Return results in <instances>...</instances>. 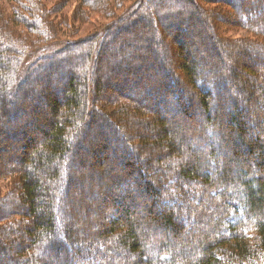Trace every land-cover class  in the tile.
Instances as JSON below:
<instances>
[{"label": "trees", "instance_id": "1", "mask_svg": "<svg viewBox=\"0 0 264 264\" xmlns=\"http://www.w3.org/2000/svg\"><path fill=\"white\" fill-rule=\"evenodd\" d=\"M0 1L17 5L10 11L0 6V135L23 150L17 168L0 169V184L7 182L0 206L12 208L8 214L0 210L3 264H48L59 257L60 264L101 257L103 264L117 259L124 264H264V120L248 116L249 104L264 108V71L244 68L237 59L264 60V18L252 13L264 11V0L254 9L249 0L242 7L236 3L240 0H79L82 9L90 10L104 11L124 1L132 6L106 26L58 48L50 46L58 35L48 17L25 0ZM139 22L147 24L140 28L146 36H126ZM17 27L28 36L21 37ZM74 31L65 34L72 37ZM35 40L42 47L33 55L39 47ZM168 44L176 63L167 57ZM106 46L132 50L128 56L117 51L121 57L100 68ZM139 47L155 56L156 71L147 54L133 51ZM59 83L63 87L56 89ZM102 86L117 94H102ZM124 87L129 93H123ZM30 96L34 104L25 102ZM40 104L47 110H36ZM153 108L178 116L167 120ZM195 120L198 125L186 131ZM184 121V131H172ZM93 124V137L84 141ZM105 129L110 134L101 139ZM253 131L258 132L254 139L248 135ZM206 136L211 141L219 137L212 149L202 142ZM113 141L124 151L115 156L119 165L95 169L92 158L106 164L99 157L108 149L106 157H114ZM193 143L200 151L186 147ZM77 149L82 152L74 154ZM73 167L88 173H71ZM159 171L161 178H153ZM85 183L87 194L98 187L102 192L88 215L107 209L108 224L80 226L66 212L67 207L80 209L71 188L83 191ZM137 197L148 198L146 219L131 212ZM191 201L198 205L192 215L186 211ZM181 217L183 224L175 222ZM206 223L207 230L191 238L183 231ZM62 227L71 247L57 241ZM87 228L99 235L82 242ZM22 235L27 238L23 245L18 242Z\"/></svg>", "mask_w": 264, "mask_h": 264}, {"label": "rangeland", "instance_id": "2", "mask_svg": "<svg viewBox=\"0 0 264 264\" xmlns=\"http://www.w3.org/2000/svg\"><path fill=\"white\" fill-rule=\"evenodd\" d=\"M92 1H94V0H92ZM249 1L252 3L251 6H252L253 9L256 8L258 6L259 2H260L259 0H249ZM25 2H26V5H28L31 8H33L39 14H43L45 17L49 18V21L51 22L50 24L55 28V34H56L55 36L58 35V37H57L58 41L56 43H54L53 45H50V46H53L54 48L60 47L61 45H63V43L83 38V37L87 36L88 34L92 33L96 28H100L102 26H106L107 24H109L112 21V18L118 17V16H122L127 11V9H129L132 6V2H130V1L129 2L128 1H124L122 3L121 2H118V3L116 2V3H112L111 7L110 6H106L104 8V11H102V10H99V9H96V8L94 10H90L89 7L82 9V7L84 5H81V2L79 0H25ZM245 2H246V0H240V1L236 2V3L238 4V7H242V6H244ZM14 3H15L14 1H8V2L0 1V6L3 7L6 11H10V7H14L15 8L17 6ZM20 3H21V1H20ZM81 11L83 13H81ZM252 13L255 14V16H260V17L263 16V18H264V11H260V12L252 11ZM20 14H23V13L22 12H18V15H20ZM248 20L250 21L251 19L248 18ZM61 22H65L66 26H60L59 23H61ZM211 24H213V22ZM137 25L138 26L135 27V29L131 33H129V35H126V36H130V38H134L136 35H138L139 37L140 36L141 37L146 36V31H144L143 29H140V28L141 27L146 28L147 24L145 22H139V23H137ZM17 30H18L19 34L21 35V37L25 38V37L28 36V33H26V31L24 30L23 27L19 28V29L17 27ZM72 30H76V31L73 32L75 34H73L72 37H68V35H66L65 32L72 31ZM35 41H36V43L39 46L40 45V41H37V40H35ZM144 45L148 46L149 43L148 42H144ZM50 46H47L46 48H48ZM41 47L42 46H39L36 49L34 48L33 52L35 54H33V55H36V53L39 52V48H41ZM114 47H116V46H114ZM140 47L137 48V49H133V51H137L138 53L147 54L148 57H149L150 62L153 64L152 67L150 68L151 71H156V68H158L159 65H158V62H155L156 60L154 61L155 56L152 53H145L146 50L142 51V49ZM131 50L127 51V49H125V47H123V46H117L116 48H111L109 46L104 47L103 48L104 60L101 61L100 68H103V66H104L103 63H105V62L116 60V59H118L121 56H128L130 54ZM117 51H119V53L121 52V56L119 55V53H116ZM174 51L175 50L172 48V46L168 44V49H167L168 56L167 57L170 59V61H172L173 63H176V59H175L176 57H175ZM232 59H233V61L236 60L235 58H232ZM237 59L240 62V64L243 65L244 68H246V67H251L252 68V67H256V66L257 67L261 66L263 68V71H264V66H263L264 65V60L253 58V57L247 58V57H244V56H241L240 59L239 58H237ZM146 69H149V68L146 67ZM123 72H124V70L122 68H119L118 69V76L121 77ZM43 77H45V76H43ZM62 78L64 80H66L64 76ZM102 79L104 80V77H102ZM54 87L56 89H60L61 87H63V85L61 83H59V84L55 85ZM99 89H100L102 94H110V93H112L114 95L117 94L116 92H114L108 86H102V87H99ZM51 90H53V89L49 88V91H51ZM121 90L123 91V93H129L127 91V89H125V87L123 89H121ZM37 93L38 94L42 93V89L39 88ZM235 94H237V93H235ZM56 95L57 96L60 95L59 92ZM33 97L30 96V97L26 98L25 102H27L28 104H34V98ZM133 99H134V101H136L135 98H133ZM41 104L44 105V104H47V103L46 102H42ZM41 104H40L39 107H36V110H39L40 112L41 111H43V112L46 111L47 108L46 109L45 108H41L42 107ZM248 109L250 110V112L248 114L249 117H251L252 114H257V115L260 116V120H264V108L262 109L259 104L251 103V104H249V108ZM152 110H153V113H156V111H157L156 114L158 116L160 115L162 117V115H165L164 117L167 120H169L168 118L174 119V118H176L178 116L177 115L178 113L175 114V112H172V111L171 112H166L167 114H161V110H158V109L155 110L154 108ZM21 119H22V117H21ZM21 119H17L16 122L20 123ZM197 122H199V121L198 120H195L194 122L190 121V123H188V121H184V123L180 124L179 127H176V126L173 127L172 131L173 132L184 131V127L187 126V123L189 124L190 127H188L186 129V131H188V132L192 131V129H194L198 125ZM171 125H172V123H171ZM91 127H92V129L90 130V133H88V135L86 134L87 137L84 139V141L91 139L93 137L92 133L94 132L95 129H97V126L94 125V124ZM168 130H170L169 127H168ZM44 131L46 132L45 129H44ZM104 133H105L104 136L101 135V137H102L101 139H105L106 133L110 134L109 130H106V129H105ZM250 133H252L251 136L253 135V133H255V135L258 134V132H256V131L254 132L253 131V132H248V135ZM32 135L34 136L33 138H35V139L37 138V133H33ZM2 136L3 135H0V149L3 148L4 152L0 151V169L3 170L5 168H7L8 166H13V167L17 168V165L22 163L20 161V158H19V153L23 151V150L19 149L20 148L19 147L20 143L18 144L17 142H13L11 140L4 141L2 139ZM252 137L254 139V136H252ZM97 140H99V139L97 138ZM215 140L211 141L209 139V136H206V138L202 142H205L207 144V148L206 149H212L213 145L215 147V145H216L215 143L217 141H219V137L217 136V138ZM94 141H95V143L97 142L96 140H94ZM189 142H191V141H189ZM151 144H153V143H151ZM110 146L115 149L114 157H111V158L110 157H108V158L106 157V155L109 154L110 151H111V149H108V152H104V154H102L99 157V158H104L107 161L106 164L103 163L102 161L98 160L97 158H95V159L92 158V162H93L92 164H94L93 166H94L95 169H97L99 171H102V169H103L102 167H104V165H109V166H113V165L117 166V165H119L118 164V160H117L118 158H115V156L117 155V157H119V158L121 157V155L124 152L122 150V148H121L122 146L120 144H118L116 141H113V143H110ZM118 146L120 147V149L117 148ZM186 147H189L191 149H196L197 151H200V149H201V147L197 146V143L196 144L193 143L192 147L189 146L188 144H186ZM31 148H32L31 146L27 147L26 150L30 153L31 152ZM158 150H160V152H162V149L158 148ZM81 152L82 151L80 149H77L74 154H77V153L80 154ZM88 155H90V154H88ZM229 159L231 160V157H229ZM135 165L137 166V164H135ZM69 171L71 173H74V174H76L79 171H82V172L85 171L86 173H88L84 169H77V168H74V167L71 168ZM85 172L83 174H85ZM145 172H147L149 174L151 171L150 172L149 171H145ZM160 175H162V174H160V171H159L158 173L153 175V178H161ZM85 178H88V176H85ZM88 181H90V183H94V182H97V179L95 177H89ZM87 183L84 184V187H83L84 190L83 191H82V189H81V191L78 190L76 188V186L75 187L73 186L72 188L70 187L72 196L74 197V200H75L74 203H80V209H77V210L74 209V211H71L70 208L67 207L66 208V212H68V213L70 212L72 217L73 216L76 217L77 224L80 225V226H83L87 222L90 223L88 225L90 227H91V225H94V223H97V224L98 223L108 224L107 219H109L110 215H109V212H108L107 209H105L103 211H99V212H97V214H93V215L89 214L88 215V210H90V208H92V206L94 204L99 202L98 198L101 197L102 192H101L100 188L98 187V189H95V190H94V188H91V190H89L90 195H89V193L87 194L85 192ZM90 183H88V184H90ZM6 186H7V182H3V183L0 184V195L4 196ZM99 186H100V183H99ZM102 188H104V187H102ZM123 188L125 190L127 189L125 187H123ZM115 189H117V187H115ZM183 189H184V192L185 191L188 192L190 190V187L186 186ZM118 190H115V192H117ZM94 192H95V197L92 194ZM118 193H120V195L123 196V192L120 191ZM36 195L39 196L40 194L36 193ZM138 199L139 200L137 201V205L134 208H131V212H135V214H134L135 216H139V217H142V218L144 217V219H146V216H144V212H145L146 206L148 204V198L140 197ZM178 203H179L178 201H172L171 203L169 202L168 205L172 204V207H176L177 205H179ZM81 204L84 205L83 206L84 208H81ZM109 206L110 205H108L107 207H109ZM187 206H189V208H187L186 211H188V213L190 215L193 214V212H192V211H194L193 209H197L198 208V205L196 206V205L192 204V201L189 202V204H187ZM0 210H1V212H3V213L5 212V213L8 214V213H10V211H12V208H10L8 205H5V206H0ZM157 211L158 210L155 209L152 214L155 216V214H157ZM182 217L175 219V222L183 224ZM92 222H94V223H92ZM207 227H208V223H206L205 226L201 225V224H198V225H196V224L187 225V226L183 227V231L186 233L188 238L189 237L191 238L196 231L205 232L207 230ZM62 228H57V231H58L57 241H60L59 243L62 246L71 247L72 243L70 244L69 241L67 242L65 239L63 240V237H64L63 230H64L65 227H62ZM89 228L85 229L86 230V232H84L85 234L82 233V236H81V240H83L82 242H87L93 236L98 237L99 232L96 229H94V228L93 229H89ZM78 229H79V227H78ZM78 229H76V230H78ZM83 234H84V236H83ZM22 237H24V236L22 235ZM61 237H62V239H61ZM26 239L27 238H25V237L20 239L18 241L19 244L23 245V244L27 243ZM1 242L5 245L6 249L9 251V254H10L11 248L8 247L7 243H5L3 240H1ZM102 242L103 243H107L105 240H102ZM76 249H77V247L76 248L72 247L70 254H73L76 251ZM7 254H8V252L4 256H6ZM101 258H96L95 260H91V259L88 258V259H86L85 264H103V259H101ZM2 259H3V257L1 256L0 264H3ZM60 259H61L60 257L59 258H52V260L48 264H60L61 261H62ZM68 264H72V263H68ZM113 264H124V262L122 261V259H117Z\"/></svg>", "mask_w": 264, "mask_h": 264}]
</instances>
